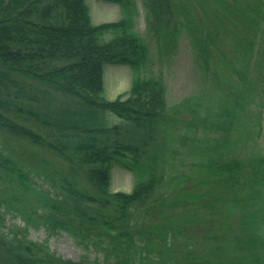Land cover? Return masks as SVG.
<instances>
[{"label":"trees","instance_id":"16d2710c","mask_svg":"<svg viewBox=\"0 0 264 264\" xmlns=\"http://www.w3.org/2000/svg\"><path fill=\"white\" fill-rule=\"evenodd\" d=\"M101 1L120 5L123 17L95 25L85 0H0V132L66 165L37 172L50 177L48 191L0 150V208L33 200L44 214L32 220L18 209L27 220L65 231L105 260L55 258L26 240L25 229L9 238L0 214V264L130 263L147 257L154 233L165 244L188 234L185 264H264V154L254 138L264 102V4L141 0L159 53L184 31L194 65L205 77L210 72L209 87L168 107L162 76L139 75L147 48L127 0ZM104 64L131 69L126 96L102 97ZM113 164L135 177L130 193L109 191ZM163 208L162 226L136 228L140 210L161 215Z\"/></svg>","mask_w":264,"mask_h":264},{"label":"rangeland","instance_id":"374dc122","mask_svg":"<svg viewBox=\"0 0 264 264\" xmlns=\"http://www.w3.org/2000/svg\"><path fill=\"white\" fill-rule=\"evenodd\" d=\"M85 1L89 7L92 22L95 24L116 21L121 16L120 8L117 5L98 0ZM252 1L264 4V0ZM136 3L138 16L136 15ZM136 3L135 0H127L126 5L128 9L130 8L129 20L133 28L142 37L148 47L147 64L141 69L140 74L143 76H162L166 84V100L169 107L178 104L187 97L198 94L200 88L205 84L206 87H209L210 72H208L205 77L194 65V50L192 49L187 34H185L184 31L181 32L175 46L169 49L167 53L160 55L155 34L147 28V20L141 5V0H136ZM239 10L245 15L249 12L246 6H241ZM196 13L202 15L199 9ZM103 80L104 88L102 95L105 99L112 101L118 95L130 89L132 71L125 65L105 64ZM248 108H250V106H248ZM113 118L116 119L115 117ZM261 118L264 124V110ZM255 143L264 153V128L262 132L256 136ZM0 150L3 151L2 153L6 157L10 158V154L13 155L15 161L24 165V167H26L25 170L30 172L32 181L43 186L44 189L48 191H51L50 183L47 181L50 177L44 174V172H51L53 168L60 171L66 170L65 162L51 151L42 147L33 146L21 140H15L1 132ZM177 168L180 169L178 166ZM39 170L44 172L37 173ZM2 174L3 173L0 171L1 176ZM77 182L82 188L90 191L87 185L85 188V181L82 176L77 177ZM19 184L18 182L17 185ZM134 184L135 178L130 172L121 169L119 166H113L111 168V192L128 193L132 190ZM32 202L35 204L33 205ZM16 208L28 209L27 212L32 214V220L44 214L42 213V207L33 200L30 201L29 204L24 202L23 204L17 205L15 208L12 207L10 211L0 209V213L3 214L1 230L6 233L9 238H12L15 233L20 234V231L25 229L23 236L26 240L45 245L49 254L55 258L70 262H78L82 259L88 260L89 262H104V253L100 249L94 246L84 247L79 245L75 239L64 231L57 230L53 233H49L44 225H33L26 219L27 217L23 213L17 211ZM158 210L159 209L156 208V211ZM163 210L166 211L161 215L154 211L148 212L145 215V213L140 210L138 215L139 222H135L136 228L144 232H153L154 228L164 224L163 221L165 214H167V208H163ZM21 235H18L15 239L22 240ZM151 240L153 243H150L146 247L147 257L144 259L140 260L139 258L138 260L136 257L133 261L131 260L130 263H127L122 258L119 260L109 258L106 260V264H161L164 259L174 264L173 256L179 260L178 264H185L184 260H186L187 254L186 245L189 244V240L185 234L177 237L172 236L168 240L171 244L172 253L166 247L168 243L165 244L161 242L156 233L153 234ZM218 257L221 259L220 254Z\"/></svg>","mask_w":264,"mask_h":264}]
</instances>
